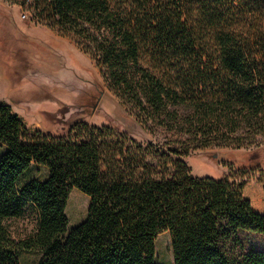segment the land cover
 <instances>
[{
	"label": "trees",
	"instance_id": "16d2710c",
	"mask_svg": "<svg viewBox=\"0 0 264 264\" xmlns=\"http://www.w3.org/2000/svg\"><path fill=\"white\" fill-rule=\"evenodd\" d=\"M33 1L40 20L84 42L121 96L191 139L175 150L85 120L30 131L0 101V264H20L22 252L39 254L36 264H158L163 231L173 264H264V144L231 148L217 178L185 162L195 142L264 110V0ZM32 164L46 179L20 183ZM73 189L89 203L69 226ZM30 210L36 227L17 239L6 220Z\"/></svg>",
	"mask_w": 264,
	"mask_h": 264
},
{
	"label": "rangeland",
	"instance_id": "374dc122",
	"mask_svg": "<svg viewBox=\"0 0 264 264\" xmlns=\"http://www.w3.org/2000/svg\"><path fill=\"white\" fill-rule=\"evenodd\" d=\"M10 1L0 0V101L9 105L30 131L59 133L69 124L85 120L118 129L125 126L136 139H149L165 148L186 146L191 136L178 137V128L148 119L132 100L114 89L106 68L84 49V42L40 20L30 7L33 0L24 4ZM206 142L210 143L204 146ZM194 144L198 147L189 148L185 158L192 175L217 178L225 171L223 162L231 148L264 144V110L259 119L235 132ZM4 150L0 144V154ZM47 175L45 167L32 164L19 182L33 177L44 180ZM88 203L80 190L70 192L66 206L69 226L84 219ZM6 226L17 239L30 235L36 227L33 211L7 219ZM155 246L157 263L173 264L167 231L158 234ZM38 258L35 252L19 255L20 264H36Z\"/></svg>",
	"mask_w": 264,
	"mask_h": 264
},
{
	"label": "water",
	"instance_id": "95a60500",
	"mask_svg": "<svg viewBox=\"0 0 264 264\" xmlns=\"http://www.w3.org/2000/svg\"><path fill=\"white\" fill-rule=\"evenodd\" d=\"M215 156V155H214Z\"/></svg>",
	"mask_w": 264,
	"mask_h": 264
}]
</instances>
